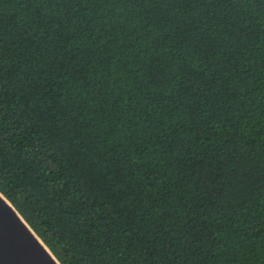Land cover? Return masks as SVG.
<instances>
[{
  "label": "trees",
  "instance_id": "trees-1",
  "mask_svg": "<svg viewBox=\"0 0 264 264\" xmlns=\"http://www.w3.org/2000/svg\"><path fill=\"white\" fill-rule=\"evenodd\" d=\"M0 193L59 264H264V0H0Z\"/></svg>",
  "mask_w": 264,
  "mask_h": 264
},
{
  "label": "water",
  "instance_id": "water-1",
  "mask_svg": "<svg viewBox=\"0 0 264 264\" xmlns=\"http://www.w3.org/2000/svg\"><path fill=\"white\" fill-rule=\"evenodd\" d=\"M0 264H59L1 193Z\"/></svg>",
  "mask_w": 264,
  "mask_h": 264
}]
</instances>
